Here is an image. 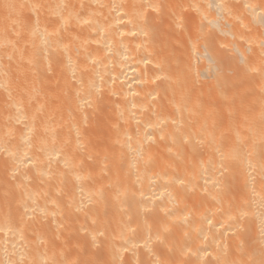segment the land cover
<instances>
[{"label":"bare ground","instance_id":"6f19581e","mask_svg":"<svg viewBox=\"0 0 264 264\" xmlns=\"http://www.w3.org/2000/svg\"><path fill=\"white\" fill-rule=\"evenodd\" d=\"M0 264H264V0H0Z\"/></svg>","mask_w":264,"mask_h":264}]
</instances>
